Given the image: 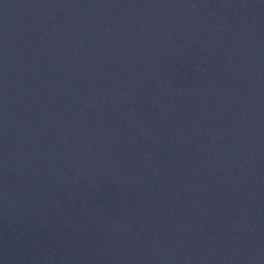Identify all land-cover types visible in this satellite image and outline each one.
<instances>
[{"label":"water","instance_id":"obj_1","mask_svg":"<svg viewBox=\"0 0 264 264\" xmlns=\"http://www.w3.org/2000/svg\"><path fill=\"white\" fill-rule=\"evenodd\" d=\"M0 264H264V0H0Z\"/></svg>","mask_w":264,"mask_h":264}]
</instances>
